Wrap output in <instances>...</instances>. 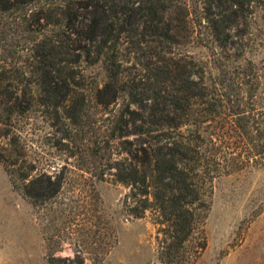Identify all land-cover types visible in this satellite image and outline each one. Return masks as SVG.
Wrapping results in <instances>:
<instances>
[{
  "label": "rangeland",
  "instance_id": "1",
  "mask_svg": "<svg viewBox=\"0 0 264 264\" xmlns=\"http://www.w3.org/2000/svg\"><path fill=\"white\" fill-rule=\"evenodd\" d=\"M42 1L0 0V73L7 70L14 74L22 66L39 67L37 56L42 50H32L35 39L45 35L60 39L57 50L65 53L57 60L64 61L48 64L57 78L49 90L36 96L31 115L21 117L19 126L31 158L50 173L65 176V182L49 204L34 206L13 186L0 163V264H51L52 251L62 257L80 252L85 264H161L157 235L165 225L157 222L153 211L142 217L127 212L124 199L129 188L116 179L107 164V159L111 163L126 154L124 138H115L111 125L127 97L122 94L107 109L98 103L96 91L103 83V69L82 58L80 50H71L74 34L69 36L48 20L37 22L31 14ZM121 1L131 6L139 0ZM242 1V7H231L229 0H162L157 16L142 8L133 13L131 21L167 24L175 41L172 47L161 43L159 35L147 34L145 38L153 40V45L159 43L158 50L171 51L166 56L180 59L187 69H191L192 58L199 61L212 84L221 79L215 63L229 61L218 43L231 46L230 54L245 53L238 59L231 57L232 63L252 59L264 66V3ZM85 14L92 16L88 11ZM227 33L235 34L234 39ZM131 36L125 46L143 37L141 30ZM133 49L134 45L125 50L124 75L142 86L139 80L151 68L157 73V66L164 61L154 57L149 47L137 53ZM64 63L74 65L70 84L63 80L69 70L64 69L65 75L60 76L62 72L56 69ZM7 83L20 85L14 79L2 85ZM170 90L167 84L161 90L165 98L161 101L167 107L172 106ZM41 99L44 104L39 103ZM226 135L217 149L222 174L213 181L204 223L207 247L196 262L187 264H264V164H257L251 154L246 161L248 155L241 152L239 139L234 133Z\"/></svg>",
  "mask_w": 264,
  "mask_h": 264
},
{
  "label": "trees",
  "instance_id": "2",
  "mask_svg": "<svg viewBox=\"0 0 264 264\" xmlns=\"http://www.w3.org/2000/svg\"><path fill=\"white\" fill-rule=\"evenodd\" d=\"M159 2L162 0H139L130 6V2L121 0H44L31 15L39 23L48 20V24L61 27L69 36L74 34L71 50H80L82 58L101 66L104 79L96 91L100 105L107 109L122 94L127 97L111 125L114 137L124 138L126 154L111 163L107 159V164L116 179L129 188L124 199L127 212L142 217L153 211L157 222L165 225L157 235L160 263L187 264L196 262L207 247L204 223L213 181L222 174L217 149L226 134L234 133L239 139L241 152L248 155L246 161L251 154L257 164H264V66L252 59L234 64L230 60L245 53L230 54L231 46L218 43L229 61H215L221 79L209 84L199 61L192 58L191 69H187L180 59L166 56L171 51L163 47L158 50L159 43L153 45V40L145 38L156 34L161 43L172 47L175 41L167 24L162 26L148 19L143 25L131 21L133 13L142 8L157 16ZM229 2L231 7H242L244 1ZM53 18L56 19L52 21ZM140 30L143 37L129 41L135 46L133 51L149 47L154 57L164 61L157 66V73L151 68L139 80L142 86L126 79L123 68L125 50L132 46L125 44ZM163 34H168L167 39H162ZM227 37L233 40L235 34L227 33ZM59 43L60 39L49 35L37 37L32 50H42L37 56L39 67L22 66L14 74L7 70L0 73V163L5 165L13 186L34 206L49 204L61 192L65 176L50 173L31 158L19 120L31 115L36 96L49 90L57 78L48 64L64 61L57 60L65 53L64 49L57 50ZM64 64L56 69L62 72L60 76L64 69L69 70L63 80L70 84L74 65ZM10 79L18 80L22 86L2 85ZM164 84L171 87V107L161 101L165 99L161 93ZM41 102L44 104L45 99ZM104 173H100L101 179ZM49 261L85 264L77 251L74 257L57 256L52 251Z\"/></svg>",
  "mask_w": 264,
  "mask_h": 264
}]
</instances>
